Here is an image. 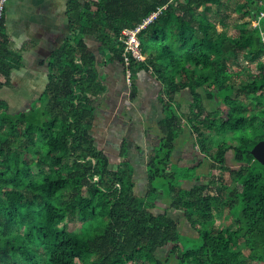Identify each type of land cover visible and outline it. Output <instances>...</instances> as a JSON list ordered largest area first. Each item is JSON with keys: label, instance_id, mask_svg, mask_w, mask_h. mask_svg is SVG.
Returning <instances> with one entry per match:
<instances>
[{"label": "trees", "instance_id": "16d2710c", "mask_svg": "<svg viewBox=\"0 0 264 264\" xmlns=\"http://www.w3.org/2000/svg\"><path fill=\"white\" fill-rule=\"evenodd\" d=\"M233 2L241 21L230 34ZM158 10L140 35L146 59L130 63L132 86L139 70L162 86L159 144L141 196L125 148L112 168L91 130L95 102L106 91L99 58L125 65L123 30ZM263 11L264 0H68L69 35L43 62V93L14 112L0 99V264H170L171 255L175 264H264V165L251 152L264 140V20L253 25ZM87 37L99 42L98 52ZM10 43L4 13L0 90L12 86L11 73L21 67ZM241 56L257 65L254 78L232 71ZM234 75L246 77L240 88L248 100L234 97ZM183 91L192 98L188 113L176 98ZM204 99L221 107L206 113ZM185 126L213 162L207 184L198 166L182 173L173 163ZM229 151L240 167L227 163ZM187 179L191 188L183 186ZM160 193L200 242L186 245L180 221L152 211ZM222 206L234 229L217 227L213 209ZM169 244L163 260L159 250Z\"/></svg>", "mask_w": 264, "mask_h": 264}, {"label": "crops", "instance_id": "0c3cea01", "mask_svg": "<svg viewBox=\"0 0 264 264\" xmlns=\"http://www.w3.org/2000/svg\"><path fill=\"white\" fill-rule=\"evenodd\" d=\"M67 3L68 0H9L6 5L10 47L21 55L22 60L21 67L11 73L12 86L5 88L14 92L16 97L26 100L19 110L27 108L46 88L49 70L43 62L69 35ZM90 39L87 37L86 41L91 46ZM98 46L99 42L97 51ZM99 59V70L106 91L95 102L91 131L96 146L108 155L112 168L117 167L122 160L121 154L125 148L134 172L136 193L145 196L149 190L148 162L159 144L157 124L164 117L160 100L161 83L150 72L139 70L130 91L125 81V65L119 61L107 63ZM179 94L190 97L188 91L178 93L177 97ZM184 132L177 139L173 153V163L178 168L189 164V154L194 156L196 153L193 144H189V138L179 142ZM199 154L204 155L201 152ZM204 159L197 162L192 158L193 163L189 164L190 167L198 166L196 171L199 175H202L199 170L204 166ZM193 185L194 182L189 179L183 182L185 188ZM159 197L161 199L157 201ZM155 203L152 209L155 214L168 211L173 216L177 212L170 208V200L163 198L162 193L155 199Z\"/></svg>", "mask_w": 264, "mask_h": 264}, {"label": "rangeland", "instance_id": "374dc122", "mask_svg": "<svg viewBox=\"0 0 264 264\" xmlns=\"http://www.w3.org/2000/svg\"><path fill=\"white\" fill-rule=\"evenodd\" d=\"M231 8L228 12L230 18L228 19V26L226 27V30L230 33V34H235V26L241 21L240 20V15L237 14V13H234V7H235V3H231L230 4ZM221 28V27H220ZM91 46L92 48L96 51H97V45H98V42L94 39V38H91ZM245 70V74L248 76V77H251L250 79L254 78L257 73L259 72V69L257 67L256 64H252L250 63L244 56H241L238 60H236V63H233L232 64V71L236 72L238 70ZM250 71V74H248ZM242 78H246L244 77L243 75L239 76V75H234V80H235V83H236V92H235V95L234 97H239L240 99H243V100H248V97L246 95V92H244L241 88H240V83L242 81ZM125 81L127 83V86L129 87V90L131 91L132 89V84H131V81L128 80V77H127V73L125 72ZM262 92H264V90H262ZM0 99H5L7 100L11 107V111H17L19 110L20 108L23 107L24 103L26 102V100L23 98V99H20L18 97H16L14 95V92L10 91V89L8 88H4V89H1L0 90ZM177 101L181 104V110L184 112V113H188L189 110H190V104H191V101H192V98L191 96L189 97V95H178L177 97ZM204 102H205V105L207 107V112H215L218 108L221 107V105L219 104V100L217 99V101L215 102H211L207 99H204ZM218 102V103H217ZM207 135H210V133H207ZM184 138H189L191 141L189 142L192 143L193 145V150H195V155L192 156V154H189V159H188V163L189 164H192L193 161H192V158L195 159V161H200L202 158L204 159V155L202 154H199L200 153V150L198 149V147H195V136L191 133L190 131V128L189 126H185V132L183 134V136L180 138L179 142H182L181 140L184 139ZM216 150V149H215ZM204 166L203 168H201L199 170V172L203 175L204 177V183H208V181L210 179L213 178L212 174H211V167L213 166V162L211 161L210 158H207L205 157L204 159ZM227 163L233 167V168H238L240 167V165L234 160V157H233V151H229L227 153ZM187 164V165H181V167L178 168L179 171H181L182 173H187V172H191L193 170H188V168L190 167V165ZM177 166V165H176ZM195 173L198 174V171H195ZM214 173L216 176H219L220 175V171L217 170V168H214ZM193 182V181H192ZM190 185V184H189ZM186 186V187H189ZM161 197V196H160ZM158 198L157 201H159L161 198ZM167 200H165L166 202ZM168 202V201H167ZM157 203V202H156ZM155 203V205H156ZM241 205L240 203H238L236 205V208H235V211L237 212L238 210H241ZM157 212V211H156ZM213 213H214V216H215V220H216V225L217 227H220V228H235L236 227V223H235V220L233 219V215H232V212L226 208L225 206H222L220 209H216L214 208L213 209ZM173 217H175L176 219H178L180 221V224H181V232H182V241L183 243H185L186 245H189V246H194L195 243H198L200 242L199 241V238L196 235V231L191 229V226L189 225V223L185 220L184 216H183V213L182 212H175L173 214ZM72 225V224H71ZM173 244H169L168 246L162 248L159 250V253H158V256L163 259V260H166L169 256V250L172 248ZM240 246L242 247V250L243 252L248 255L249 254V249L246 248L243 244H240ZM174 255H171L170 256V264H175L176 261L173 257Z\"/></svg>", "mask_w": 264, "mask_h": 264}, {"label": "built area", "instance_id": "2783aa9c", "mask_svg": "<svg viewBox=\"0 0 264 264\" xmlns=\"http://www.w3.org/2000/svg\"><path fill=\"white\" fill-rule=\"evenodd\" d=\"M9 0H0V20L5 13L6 5ZM161 13V10L151 14L148 18H146L140 25L132 29H124L123 30V42L125 44V50L123 53V57L125 60V68L128 80L131 81L132 84V71L130 69V63L132 59L137 60H145L146 57L142 52V43L140 39L141 33L150 25L157 16ZM264 20V11L258 17V19L254 20L253 25L255 27H262V22ZM263 41H264V30L262 31Z\"/></svg>", "mask_w": 264, "mask_h": 264}, {"label": "water", "instance_id": "95a60500", "mask_svg": "<svg viewBox=\"0 0 264 264\" xmlns=\"http://www.w3.org/2000/svg\"><path fill=\"white\" fill-rule=\"evenodd\" d=\"M254 157L264 165V140L259 141L251 150Z\"/></svg>", "mask_w": 264, "mask_h": 264}, {"label": "flooded vegetation", "instance_id": "af4514ba", "mask_svg": "<svg viewBox=\"0 0 264 264\" xmlns=\"http://www.w3.org/2000/svg\"><path fill=\"white\" fill-rule=\"evenodd\" d=\"M263 93V95H264V92H262Z\"/></svg>", "mask_w": 264, "mask_h": 264}]
</instances>
